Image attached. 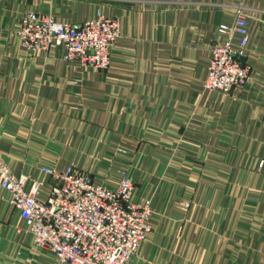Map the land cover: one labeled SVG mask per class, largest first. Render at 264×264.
<instances>
[{
	"label": "crops",
	"instance_id": "0c3cea01",
	"mask_svg": "<svg viewBox=\"0 0 264 264\" xmlns=\"http://www.w3.org/2000/svg\"><path fill=\"white\" fill-rule=\"evenodd\" d=\"M241 1L250 80L205 89ZM30 10L74 28L118 19L109 68L70 63L63 46L29 51L15 31ZM0 152L13 174L45 181L42 199L43 166L111 187L127 172L153 208L127 264H264V0H0ZM24 227L0 188V264H53Z\"/></svg>",
	"mask_w": 264,
	"mask_h": 264
},
{
	"label": "built area",
	"instance_id": "2783aa9c",
	"mask_svg": "<svg viewBox=\"0 0 264 264\" xmlns=\"http://www.w3.org/2000/svg\"><path fill=\"white\" fill-rule=\"evenodd\" d=\"M247 8L241 1L233 22L219 26L224 40L213 46L205 89L230 92L250 80V67L239 58L246 54L249 42ZM15 34L31 52L63 46L66 61L106 71L121 31L120 22L113 17L100 15L74 28L30 10ZM41 171L50 184L45 199L41 198L45 181L13 174L0 152V188L20 213L23 230L33 235L35 246L53 252V264H127L151 231L153 212L150 200L134 199L136 186L131 176L124 172L111 187L97 183L91 172L75 165L64 170L43 166Z\"/></svg>",
	"mask_w": 264,
	"mask_h": 264
},
{
	"label": "water",
	"instance_id": "95a60500",
	"mask_svg": "<svg viewBox=\"0 0 264 264\" xmlns=\"http://www.w3.org/2000/svg\"><path fill=\"white\" fill-rule=\"evenodd\" d=\"M240 58V57H239Z\"/></svg>",
	"mask_w": 264,
	"mask_h": 264
}]
</instances>
